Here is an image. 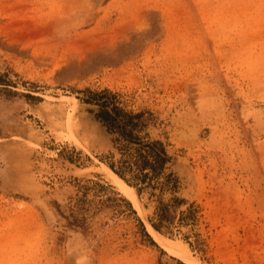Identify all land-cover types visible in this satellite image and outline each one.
Returning a JSON list of instances; mask_svg holds the SVG:
<instances>
[{
  "label": "rangeland",
  "instance_id": "374dc122",
  "mask_svg": "<svg viewBox=\"0 0 264 264\" xmlns=\"http://www.w3.org/2000/svg\"><path fill=\"white\" fill-rule=\"evenodd\" d=\"M148 224L264 264V0H0V264H188Z\"/></svg>",
  "mask_w": 264,
  "mask_h": 264
},
{
  "label": "bare ground",
  "instance_id": "6f19581e",
  "mask_svg": "<svg viewBox=\"0 0 264 264\" xmlns=\"http://www.w3.org/2000/svg\"><path fill=\"white\" fill-rule=\"evenodd\" d=\"M103 171L106 173L112 185L122 193L126 198H128L134 205L135 209L139 212L140 216L142 215V208L138 199V195L135 189L129 186L123 179H121L115 172H113L108 166H102ZM148 226V231L154 240L168 253L173 256H176L180 260L188 264H199L191 258L189 247L180 244L174 243L172 241L164 239L150 224Z\"/></svg>",
  "mask_w": 264,
  "mask_h": 264
}]
</instances>
